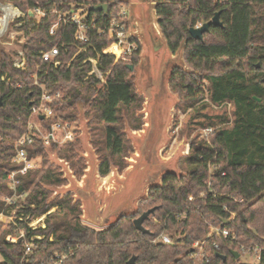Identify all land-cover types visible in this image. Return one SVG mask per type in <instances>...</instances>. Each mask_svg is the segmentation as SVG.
Wrapping results in <instances>:
<instances>
[{"label":"trees","instance_id":"obj_1","mask_svg":"<svg viewBox=\"0 0 264 264\" xmlns=\"http://www.w3.org/2000/svg\"><path fill=\"white\" fill-rule=\"evenodd\" d=\"M6 1L22 12L38 7L45 14L38 21L27 16L23 19L24 69L13 67L14 51L0 46V77H5L0 80V195L7 192L8 171L17 167L12 162L13 142L25 131L31 106L40 99L39 85L53 96L49 104L64 120H75L78 104L83 105L99 174L107 175L111 167L121 172L127 166L125 158L133 151L125 129L138 130L143 125L139 112L144 99L136 92L134 71L127 67L137 64L141 49L131 37L137 50L129 61L116 60L103 53L113 38L107 30L99 29L108 27L110 18L126 3H88V41L80 43L74 38L73 23L59 22L53 35L49 28L57 22L58 12L82 2ZM99 3L106 4V12L93 9ZM216 13L220 25L211 24L201 39L193 38L189 28L210 21ZM156 14L172 53L185 41L183 57L191 69L174 67L171 72L169 88L179 99L175 108L199 114L200 109L229 104L230 111L202 113L207 121L195 125L216 129L189 140L188 152L178 161L182 174L165 175L161 185L151 187L147 197L139 201L135 213L121 216L106 228L82 222L81 204L70 192L50 200L52 193L46 187L61 186L66 180L57 166L45 165L47 149L39 139L26 145L30 159L40 158L37 168L19 176L18 190L26 192L27 211L39 216L55 208L46 216L45 229L39 230L45 235L37 243L40 256L66 252L71 263L79 264H127L132 257L133 264H244L240 262L241 247L255 246L261 249L257 264H264V0H157ZM120 22L128 25L127 18ZM54 46L58 47L60 64H41L40 51ZM87 58H95L98 69L108 72L105 83L87 75L91 68L90 62H83ZM80 147L78 140L51 146L69 162L78 178L85 167ZM150 208L154 211L143 222L148 233H142L134 228L133 219ZM224 220L236 239L207 238L203 244L208 250L207 261L193 258L192 246L205 238L206 223L219 225ZM162 233L177 241L153 242ZM0 249L7 262L18 258L19 245L4 244Z\"/></svg>","mask_w":264,"mask_h":264},{"label":"water","instance_id":"obj_2","mask_svg":"<svg viewBox=\"0 0 264 264\" xmlns=\"http://www.w3.org/2000/svg\"><path fill=\"white\" fill-rule=\"evenodd\" d=\"M130 6L128 14L129 33L140 45V53L136 65L127 64L129 70L134 71V86L136 92L142 95L144 101L140 114L143 115V125L138 130L126 127L125 132L130 139L133 151L126 157L127 166L119 175L118 169L111 167L109 173L101 176L98 172V157L95 149L90 144V134L87 127V119L84 115V108L78 104L77 119L80 120L81 134L78 139L81 141L85 152H79L86 163L83 175L77 180L69 163L60 159L57 151L50 153L49 161L59 168L66 180L61 186H47L52 193L50 200L56 196H62L67 192L72 193L75 201H82L80 219L82 222L97 228H106L113 225L124 215H130L137 211L140 200L147 197L148 190L153 186L161 185L162 179L169 173L182 174L178 167V161L184 155V141L172 154L177 156L173 169L167 167L171 156L163 158L161 152L169 142L168 131L173 124L174 110L179 99L169 88V78L174 67H180L187 71L183 53L185 41L175 53L168 47L166 38L158 24L156 14L157 0H123ZM95 10L107 11L106 4H97ZM31 15V12H28ZM211 24L220 25L218 13L198 27H190L189 32L195 39H201L203 32H206ZM258 66V64L256 65ZM254 99L259 100L255 96ZM167 106V109H166ZM42 118V116L40 117ZM185 138V137H184ZM135 140V145L133 141ZM91 155L92 162L88 155ZM92 162V163H91ZM110 176L108 182L103 184V179ZM90 181L93 186L90 189ZM74 182L77 193L71 190ZM90 189V190H89ZM82 195V196H81ZM154 211L150 208L133 219V226L142 233H148L143 227L144 220ZM227 222V220H225ZM177 239H174L176 242ZM236 258L238 252H233ZM222 259L225 256L218 255ZM135 257L130 258L127 264H133Z\"/></svg>","mask_w":264,"mask_h":264},{"label":"built area","instance_id":"obj_3","mask_svg":"<svg viewBox=\"0 0 264 264\" xmlns=\"http://www.w3.org/2000/svg\"><path fill=\"white\" fill-rule=\"evenodd\" d=\"M74 1L82 2V4L75 7L71 3L70 9L58 12L57 22L49 28V34H54L59 22H70L76 26L74 34L75 40L80 43H85L88 41L86 35L88 26L85 21L88 12V3L102 0ZM123 7L124 5L121 6L117 16H112L110 18L108 27L100 28L99 31L102 32L107 30L109 37L113 38V41L103 50V53L113 55L116 60L121 59L129 61L132 52L137 50V44L134 41H130L129 24L126 25L125 22H120L124 18H127L128 22V13ZM28 12H31V15H29ZM44 14L45 11L38 7H33L26 12H22L11 2L0 0V46L14 51L12 55L13 67L17 69H24L26 67V58L21 47L24 41V31L22 29L23 19L27 16L38 21ZM198 26H200V24L195 27ZM82 49L83 48H80L79 51ZM108 49H111L110 52H108ZM39 54L41 57V64L47 62L54 67L60 64L57 58V46L49 50L40 51ZM83 62L91 63V68L87 73L88 76L94 75L101 83L106 82V75L108 72L103 73L98 69L96 65L97 60L95 58H87ZM41 64L37 66L38 70H40ZM4 79V76L0 77L1 81ZM34 84L38 85L36 80ZM39 87L41 88V96L38 103L31 106L26 129L20 137L13 142L14 155L12 162H14L17 167L8 171L6 176L7 192L0 195V247L4 244H9L13 247L19 245V255L18 258L13 259L12 263H9L6 261L3 251L0 249V264H79L71 263L69 254L66 252L53 251L45 257L40 256L41 252L37 243L43 240L45 235L40 233L39 230L45 229L46 216L55 208L52 207L47 212L39 216H34L31 212L27 211L28 206L25 203L26 192H20L18 190L19 176L26 174L29 169L38 167L35 159H30L28 157L27 150L25 149L26 145H31L36 139H39L46 149H50L52 143H55L59 147L67 141H73L77 135L76 120H64L59 117L49 104L52 102L53 96L45 90L43 85H39ZM54 96L59 97V94L56 93ZM41 116L42 118H40ZM215 129L216 128L212 126L201 128L198 137L207 136ZM188 148L189 144L186 146L184 154L188 152ZM209 170H211V168H209ZM189 199H191V197H189ZM233 215L234 213H232V216ZM225 223V220L219 225L213 224L212 222L206 223L205 238L195 242L192 246L190 254L193 258L201 257L203 260L207 261L208 250L203 245L207 238L222 236L224 238H230L231 240L236 239V234L229 231ZM49 239L52 240V236H50ZM153 242L170 244L174 243V239L166 233H162L154 239ZM213 247L216 248L217 244L214 243ZM241 252L243 255L250 254V256H254L257 261L261 258V249L255 246H250L249 248H244L242 246Z\"/></svg>","mask_w":264,"mask_h":264},{"label":"rangeland","instance_id":"obj_4","mask_svg":"<svg viewBox=\"0 0 264 264\" xmlns=\"http://www.w3.org/2000/svg\"><path fill=\"white\" fill-rule=\"evenodd\" d=\"M123 8H125L127 13L129 14L130 6H128L127 3L124 5ZM128 24H129V22H128ZM128 29H129V26H128ZM133 80H134V78H133ZM197 107H199V105H197ZM229 108H230L229 104H224L219 108H217V107H206L204 109H200L199 114H196L192 109H186L185 112H182L180 109L177 110L175 108L173 125L168 131V136L170 139H169L167 147H165V149L161 152V156L163 158H168L171 156L170 161L167 162V167L170 169L174 168V166L176 164L177 156L172 155V154L177 150V148L180 146V144L183 142V140L186 139L184 141L185 146L183 147L184 148L183 150H185L186 146L189 144V140H191V138L195 137L196 135L198 138L201 128H199L197 125H195L196 122H199V121L206 122L207 121L206 118L202 117V115H201L202 113L211 114V115L212 114H220L221 112H224V111L229 112L230 111ZM166 109H167V106H166ZM77 115H78V113H77ZM75 120L77 123V135H76V138L74 140L79 141V144L81 146L79 152L84 153L85 152L84 147H83L81 141L78 139V136L81 134L80 120H78L77 117L75 118ZM217 126H219V125H217ZM132 141H133V139H132ZM135 143H136V141L134 140L133 144L135 145ZM47 150L50 153H52L55 150L57 151V149H52V148L47 149ZM82 158H83L84 164H85L86 161H85L84 157H82ZM88 158H89V160L91 159L90 154L88 155ZM91 161L93 162L94 159H91ZM35 162H37V164H39L40 158H36ZM47 164H50L48 154H47V161H46L45 165H47ZM118 173H119V175H121L122 171L121 172L118 171ZM82 175H83V173H82ZM76 178H77V180H80L81 177L80 178L76 177ZM90 182H91L89 184L90 189H92L93 183H92V181H90ZM71 190L73 191V194H74V192L77 193V191H76L77 187H76V184L74 182H72V184H71ZM78 196H79V194H78ZM80 203H82V201H80ZM87 225H89V224H87ZM90 226H92V225H90ZM92 227H95V226H92ZM95 228H97V227H95ZM240 262L244 263V264H257L258 261L254 256L242 255V256H240Z\"/></svg>","mask_w":264,"mask_h":264},{"label":"bare ground","instance_id":"obj_5","mask_svg":"<svg viewBox=\"0 0 264 264\" xmlns=\"http://www.w3.org/2000/svg\"><path fill=\"white\" fill-rule=\"evenodd\" d=\"M110 50H111V49H108V52H110ZM109 178H110V176L104 178L102 183H103V184H106V183L108 182Z\"/></svg>","mask_w":264,"mask_h":264},{"label":"flooded vegetation","instance_id":"obj_6","mask_svg":"<svg viewBox=\"0 0 264 264\" xmlns=\"http://www.w3.org/2000/svg\"><path fill=\"white\" fill-rule=\"evenodd\" d=\"M85 168V167H84ZM84 170V169H83ZM80 178V177H79Z\"/></svg>","mask_w":264,"mask_h":264}]
</instances>
